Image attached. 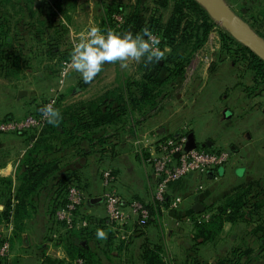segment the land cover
<instances>
[{
	"label": "crops",
	"instance_id": "0c3cea01",
	"mask_svg": "<svg viewBox=\"0 0 264 264\" xmlns=\"http://www.w3.org/2000/svg\"><path fill=\"white\" fill-rule=\"evenodd\" d=\"M225 1L230 7H240L247 0ZM227 63L222 57L195 68L194 76L197 78L180 79L177 88H174L175 92L179 91L178 94L164 98L157 110L150 111L146 117L136 113L123 128L110 130L112 137L102 153L88 151L78 156L70 150L67 160L62 161V171L68 169L72 173L87 197L83 211L99 218L104 216L101 194L102 172L106 169L114 174L113 188L125 203L131 200L147 204L152 202L155 178L149 160L156 152L155 142L158 138L185 130L192 135L197 148H221L232 152L231 161L219 169L203 176L189 175L169 184L168 198H181L177 208L162 207L145 226H137V220L130 217L124 226L118 229L110 227L116 238L120 241L123 239V243L120 246L119 240L113 239L111 251L102 255V264H143L139 257L140 247L146 241L160 247L167 264H183L193 243L194 230L193 224L183 218H191L196 202H200L204 206L202 212H206L208 206L219 205L226 197L240 191L264 197V96L245 97L249 103L260 101V107H252L251 104L252 109H248L249 104L241 100L243 96L235 100L229 94L234 87L229 84L228 68L233 67ZM112 81L93 86L91 95L84 96L82 100L93 99L112 87ZM228 86L230 89H227ZM82 87L85 88L79 84L73 89L81 90ZM10 103L9 107L14 112H10L7 118L22 117L32 112L25 110L22 103ZM40 109L36 108L37 111ZM41 129L0 133V179L8 180L12 194L18 186L20 164ZM59 156L56 153L46 159ZM59 176L56 173L51 177L35 197L28 218L15 224L11 213L7 220H0V244L6 240L10 244V253L0 257V264H50L47 259L68 262L62 230L54 226L47 213L54 193L56 195L55 183ZM5 186V183H0V211L4 209L1 195ZM12 204H15V200H12ZM255 227L254 223L224 222L218 233L197 245L199 259L213 264L234 248H248L249 264H264V240L261 231H254ZM53 235L56 238L53 239Z\"/></svg>",
	"mask_w": 264,
	"mask_h": 264
},
{
	"label": "trees",
	"instance_id": "16d2710c",
	"mask_svg": "<svg viewBox=\"0 0 264 264\" xmlns=\"http://www.w3.org/2000/svg\"><path fill=\"white\" fill-rule=\"evenodd\" d=\"M169 1L172 3V13L166 23L159 24V19H156L153 25L155 31L162 34V49L164 47L170 49L165 59L147 66L144 62L141 63L138 68L139 78L121 77L114 86L105 89L93 99H81L63 105L61 99L56 98L54 106L60 110L62 119L58 125L49 124L45 120L38 138L20 164L18 186L13 194L8 180L0 179V183L6 184L5 189L2 190L4 193L1 195L4 209L0 211V220H7L12 213L14 222L17 224L29 217L30 207L35 197L47 185L48 180L59 173L60 176L55 183L56 195L54 193L47 213L54 226H59L62 230L61 237L63 236L65 241L63 248L68 262L47 259L50 264H102V255L109 253L112 240L118 239L115 232L110 229L112 226L106 216L95 218L86 214L82 207L76 211V216L86 219V226L65 230L62 229L61 223L55 221V211L66 203L67 188L70 185H76L81 189L68 169L62 171V161L67 160L70 150L73 155L78 156H83L88 151L102 153L112 137L110 130L123 128L136 113L146 117L150 111L157 110L162 100L171 95L178 81L182 79L185 66L190 62L192 54L202 48L215 25L211 15L197 0H160L164 6H167ZM138 2L140 4V0ZM62 7L63 0H40L39 2L37 0H0V74L9 78L17 77L24 70L38 65L37 58L41 54L34 52L35 43H39V46H49L48 54L51 56L56 48L54 43L56 38L63 37L68 30L65 24L54 22L58 12H65ZM140 7V5L135 7V13L128 16V22L136 20ZM244 7H246L245 3L239 7L240 13L243 11L249 13L244 15L246 21L250 22L251 26L264 38V3L261 2L257 6L258 10ZM9 9L14 10V14H9ZM113 11L121 13L122 6L105 8L103 26H109L107 19H110ZM18 12L21 14L20 17ZM12 27L13 31H11ZM18 27L20 29H17ZM219 36L221 50L233 56L235 63L236 61L244 62L246 69L252 75V84L244 87L248 97L264 94V61L235 40L227 30L221 32ZM52 41L54 45H51ZM62 54H65L67 58L70 56L69 51ZM162 69L166 70L167 74L163 78H158L159 71ZM39 112L40 110H36L35 113ZM56 153L60 156L46 159ZM217 169L219 167L214 170ZM11 196L15 204H12ZM167 205L168 203H165L163 207ZM147 207L150 218L145 222H138L137 226L150 223L156 212L161 209V206L153 202L148 203ZM206 209L205 211L210 213L208 220L198 221L201 212L194 213L190 218L194 226L193 243L183 264H208L199 259L196 252L197 245L208 241L218 233L224 222L254 223L256 226L254 231H261L262 241L264 240V197H259V194L250 195L240 191L226 197L219 205ZM97 230H103L107 238L99 239ZM118 240L121 246L123 239ZM161 253L158 245L146 241L140 247L139 257L143 264H167ZM249 253L248 248L244 250L234 248L228 255L220 257L213 264H249ZM77 259L81 262H76Z\"/></svg>",
	"mask_w": 264,
	"mask_h": 264
},
{
	"label": "rangeland",
	"instance_id": "374dc122",
	"mask_svg": "<svg viewBox=\"0 0 264 264\" xmlns=\"http://www.w3.org/2000/svg\"><path fill=\"white\" fill-rule=\"evenodd\" d=\"M37 1L39 2L40 0ZM138 1L139 0H63L62 10L65 12H58L54 17V22H61L65 24L68 30L63 37L60 35L61 37L58 36V38H56L57 40L54 42L56 48L55 51L51 53V56H49L48 54L49 46H39V43H35L33 46L34 52L37 54H41L37 58L38 65L24 70L17 77L13 76L9 78L4 77L3 74H0V114H2L0 115V120L7 118L6 116L10 115V112H14V110L9 107L11 101H14V103H16L15 105H19L18 103H22L24 105V108H26L25 110L30 109L32 110L31 113H33L36 112V108L41 107L43 103L51 97H55L57 99L60 98L63 105H66L75 102L74 100L77 101L82 99L84 96L87 97L91 95V93L94 91V88L92 87H95V85L110 82V80L112 79L113 81L111 83L115 85L117 83V80L121 77H131L136 79L139 78L140 73H138V68L141 63H143V61L138 64L135 62L129 63V66L126 68H122L119 62L114 64H105L102 71L95 77L94 80L89 83H85L81 75L71 70L69 67L71 52L74 44L78 42V38L80 37V35L82 33H86L88 28L92 25H99L101 29L105 30H107L106 28L115 29L117 31H120L121 33L131 31L133 34L141 33V30L147 27L150 31L153 32L154 35H158L161 41L162 34L155 31V28L153 27L154 20L159 19V24H165L166 20H168L170 14L172 13V3L169 1L167 6H164L161 4L160 0H140V4ZM261 2L264 1L247 0L245 2V5L247 9L250 8L258 10L257 6ZM137 5H140L141 7L138 8L136 20L130 23V21L128 22V16L132 13H135V7ZM107 6L112 8L122 6L121 13L113 11L110 19H107V21L109 22L108 27H106V25H102L105 8H107ZM231 8L237 14L244 26L252 30V32L257 36H260L258 32L251 26V23L246 21L245 16L249 14L248 12L243 11L240 13V8L235 6H231ZM9 10V14H14V10ZM18 14H20V12H18ZM20 16L21 14L19 15V17ZM211 17L213 18L215 25L209 32L207 40L202 48L192 54L190 62L185 66L182 79L186 77L187 80H194V78H197L196 76H194L195 68L198 69L202 67V65H204L206 62L210 63L215 59H221L223 57L224 60L232 64L233 67L232 69L228 68L229 75L227 74L231 78V82L229 84L234 87V89L230 91L229 94L231 93L235 100H239V97L243 96L241 100L246 101L247 105L249 104L248 109L257 107V105L258 107H260V101L249 103V100L246 99L249 97L246 94L244 87L252 84V75L246 69L244 62L236 61L237 63H235L233 61V56L221 50V41L219 34L227 29L224 27L222 22L215 19L212 15ZM17 29L20 28L18 27ZM13 30L14 28L12 27L11 31ZM238 42L243 46H246L242 42ZM54 43L52 41L51 45H54ZM158 47L162 49L161 42ZM246 47L249 48L248 46ZM165 48L167 47H164L163 49ZM231 48L234 49V47ZM65 51L70 52V56L68 58L67 56H64L65 54H62V52ZM65 72H67L66 76L63 75V73ZM166 73V70H160L158 78H162ZM79 84H83L85 88L82 87L81 90L76 89L74 91L73 88ZM87 84L89 85L87 86ZM176 88L177 87H175V89ZM175 89L172 90L170 97L178 94L179 91L175 92ZM227 89H230V86H228ZM19 90H24V93L21 96H18ZM262 96H264V94H262ZM252 97L254 96H251L250 99ZM251 104L252 107H250ZM29 105L30 108H28ZM244 105L245 104H243L242 106ZM22 106H20L21 109H23ZM248 109L246 108V110ZM15 112L18 111H16L15 109ZM208 209H211V207L208 206ZM183 219L185 221L189 220L188 222L192 223L190 219ZM182 222L184 221L182 220ZM164 226L170 225L165 224Z\"/></svg>",
	"mask_w": 264,
	"mask_h": 264
},
{
	"label": "built area",
	"instance_id": "2783aa9c",
	"mask_svg": "<svg viewBox=\"0 0 264 264\" xmlns=\"http://www.w3.org/2000/svg\"><path fill=\"white\" fill-rule=\"evenodd\" d=\"M55 97L47 99L43 106L55 101ZM42 106V107H43ZM41 110V109H40ZM45 122L41 111L36 114L28 113L22 117H11L0 120V133H16L40 129ZM188 133L183 130L176 135H168L158 138L155 142L156 152L149 160L152 173L155 178V188L152 202L161 206L168 203L167 207L175 209L181 203L180 197L168 198L167 189L170 183L176 182L189 175L203 176L210 171L223 166L233 158L232 152L228 149L214 148H191L186 149ZM114 174L108 169L102 172V194L101 199L104 205V216L114 229L124 226L130 217L137 222H145L150 218L147 203L131 200L125 203L113 188ZM201 188V186H199ZM87 197L76 185H70L66 192V203L54 213V219L61 223L62 229H78L86 226V219L76 216V211L86 202ZM209 212H201L198 221H206ZM188 220V219H187ZM52 238H56L53 235ZM10 253L9 242L3 241L0 244V257ZM76 262H81L77 259Z\"/></svg>",
	"mask_w": 264,
	"mask_h": 264
},
{
	"label": "clouds",
	"instance_id": "9594fccd",
	"mask_svg": "<svg viewBox=\"0 0 264 264\" xmlns=\"http://www.w3.org/2000/svg\"><path fill=\"white\" fill-rule=\"evenodd\" d=\"M160 37L154 35L147 27L141 33L123 32L115 29L102 31L99 25H92L82 33L71 52L69 67L79 73L85 83H89L102 71L105 64L119 62L122 68L129 63H140L145 66L165 59L170 49H161ZM67 75V72L63 73ZM52 101L41 108V115L49 124L58 125L62 119L61 112ZM99 239H106L103 230L97 231Z\"/></svg>",
	"mask_w": 264,
	"mask_h": 264
},
{
	"label": "water",
	"instance_id": "95a60500",
	"mask_svg": "<svg viewBox=\"0 0 264 264\" xmlns=\"http://www.w3.org/2000/svg\"><path fill=\"white\" fill-rule=\"evenodd\" d=\"M215 19L222 22L224 27L229 31L231 36L236 40L248 46L256 55L264 61V39L257 36L248 27L244 26L225 0H197ZM24 90H19L18 96H21ZM196 147L191 134L187 136L186 149ZM195 213L204 210V206L200 202H196L193 206Z\"/></svg>",
	"mask_w": 264,
	"mask_h": 264
}]
</instances>
